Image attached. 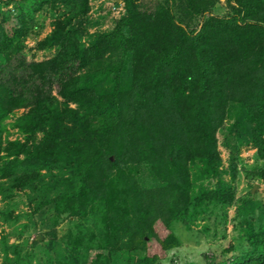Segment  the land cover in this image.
<instances>
[{
  "label": "trees",
  "instance_id": "obj_1",
  "mask_svg": "<svg viewBox=\"0 0 264 264\" xmlns=\"http://www.w3.org/2000/svg\"><path fill=\"white\" fill-rule=\"evenodd\" d=\"M71 1L38 45L55 51L44 61L26 63L22 26L0 24V56L12 68L0 78V145L3 121L27 109L13 123L23 141L0 147V196L27 189L41 205L84 223L81 234L70 233L67 264H85L94 245L110 254L141 250L137 264H161L147 252L152 225L178 221L198 200L189 173L200 181L216 174L215 134L226 116L236 143H252L264 156V0H233L223 17L203 0H186L188 17L199 19L192 29L176 14V0L150 13L141 0H122L125 16L86 45L79 39L86 0ZM107 57L113 61L99 68ZM141 164L159 187L143 190L127 179L125 166ZM245 237L244 252L205 255L202 264H264V225ZM11 249L17 253V245ZM107 252L91 264L108 260Z\"/></svg>",
  "mask_w": 264,
  "mask_h": 264
},
{
  "label": "rangeland",
  "instance_id": "obj_2",
  "mask_svg": "<svg viewBox=\"0 0 264 264\" xmlns=\"http://www.w3.org/2000/svg\"><path fill=\"white\" fill-rule=\"evenodd\" d=\"M163 1L141 0L140 9L150 13ZM176 2L179 4L175 3L176 14L189 29L196 28L199 19L188 17L183 7L186 0ZM203 2L208 12L217 17L228 15L236 6L233 0ZM86 3L87 11L81 19L79 34L80 42L84 45L94 35L110 31L115 22L125 16L122 0H86ZM72 7L71 0H0V24L9 21L10 24L22 26L21 55L26 63L40 62L55 52L53 48L39 49L40 41L51 32L56 21L68 15ZM110 61H113L110 57L104 58L99 68L104 69ZM10 68L11 65L6 70L0 56V69H4L1 79L5 78V72ZM126 69L128 76V65ZM86 71L90 69L82 73ZM70 107L75 108V105ZM26 112V108L15 110L3 121L5 130L1 134V148L14 140L23 141V136L13 127V123ZM232 122V117L228 115L216 130L220 159L216 174L203 181L188 174L190 192L193 196L197 195L198 200L191 203L178 221L170 225L163 226L160 219H155L152 228L156 238L147 241V252L159 258V263L202 264L205 255L215 256L216 260L227 259L246 250V229H257L264 225V156H258L252 143H236L235 136L227 131ZM40 138L41 135L37 134L36 142ZM125 168L129 173L127 179L133 180L132 183H137L141 189L150 190L160 186L146 166L141 164L130 168L126 165ZM208 193H211V197L208 199L207 195L206 200L202 196ZM8 195L6 200L0 196V264H23L25 261L27 264H67L72 261L70 233L75 235L79 231L81 234L84 223L78 218L57 214L52 203L41 205V199L27 189H14ZM226 196L228 200L218 202ZM199 197L204 200L199 201ZM167 238V247L161 248L159 241ZM13 244L17 245V253L12 252ZM93 249L86 255L85 264H91L96 255L101 257L106 254L109 247L105 250ZM107 253L109 259L101 260L100 264L102 261L103 264H137L144 255L141 250Z\"/></svg>",
  "mask_w": 264,
  "mask_h": 264
}]
</instances>
